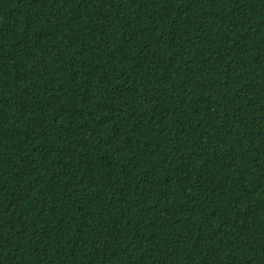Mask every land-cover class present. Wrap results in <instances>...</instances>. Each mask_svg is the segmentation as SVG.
I'll list each match as a JSON object with an SVG mask.
<instances>
[{"label":"trees","instance_id":"trees-1","mask_svg":"<svg viewBox=\"0 0 264 264\" xmlns=\"http://www.w3.org/2000/svg\"><path fill=\"white\" fill-rule=\"evenodd\" d=\"M0 264H264V0H0Z\"/></svg>","mask_w":264,"mask_h":264}]
</instances>
